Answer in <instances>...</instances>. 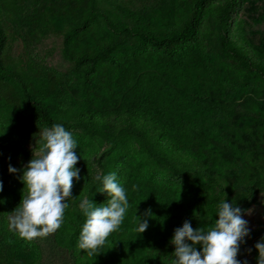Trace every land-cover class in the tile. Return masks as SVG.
<instances>
[{
    "label": "trees",
    "instance_id": "16d2710c",
    "mask_svg": "<svg viewBox=\"0 0 264 264\" xmlns=\"http://www.w3.org/2000/svg\"><path fill=\"white\" fill-rule=\"evenodd\" d=\"M57 1L71 27L64 55L74 64L81 100L65 107L63 78L11 56L12 37L25 26L26 36L35 35L37 13L29 11L34 0H0V157H31L12 143L29 118L65 128L76 120L92 135L109 138L117 130L134 136L141 156L117 163L115 151L102 163L101 176L116 172L127 190L130 207L120 229L98 249L82 250L86 218L68 208L55 241L72 250L77 264H171L170 239L185 220L193 228L210 227L225 195L243 209L264 192V32L249 35L246 23L235 19L243 0H156L142 8L119 2L117 18L99 0ZM87 149L78 141L82 179L74 181L69 206L84 194L97 205L108 199L87 174ZM150 160L175 175L191 174L192 185L158 179L144 167ZM3 186L0 264H35L29 244L9 228L8 215L23 192ZM136 209L152 213L144 217L149 227L143 233L136 231Z\"/></svg>",
    "mask_w": 264,
    "mask_h": 264
},
{
    "label": "clouds",
    "instance_id": "9594fccd",
    "mask_svg": "<svg viewBox=\"0 0 264 264\" xmlns=\"http://www.w3.org/2000/svg\"><path fill=\"white\" fill-rule=\"evenodd\" d=\"M39 132V153L34 152L22 169L11 164L8 167L9 173L22 172L20 180L25 185L21 202L9 217V228L28 240L45 237L62 227L69 198L75 199L74 181L82 179L81 169L76 167L81 156L75 151L78 141L73 132L62 123L45 126ZM97 180L96 191L107 193L108 199L100 205L92 199L79 202L86 218L78 239L82 250L103 246L110 234L120 229L130 207L127 190L116 172L98 176ZM3 188L0 181V192ZM137 211L136 231L143 233L149 227V220L144 217H151L152 213L149 209L138 215ZM215 211L218 219L210 227L193 228L185 220L174 230L170 239L175 246L171 264H248L247 260L237 258L241 244L250 235L249 222L243 218L244 210L236 202L229 203L225 195ZM254 247L258 251L257 264H264V236Z\"/></svg>",
    "mask_w": 264,
    "mask_h": 264
},
{
    "label": "rangeland",
    "instance_id": "374dc122",
    "mask_svg": "<svg viewBox=\"0 0 264 264\" xmlns=\"http://www.w3.org/2000/svg\"><path fill=\"white\" fill-rule=\"evenodd\" d=\"M156 0H99L98 5L112 18H117L119 12L115 5L119 2L131 3L133 7H149ZM37 13L33 28L35 35L28 37L25 30L19 36L12 37L10 54L13 58L27 59L30 63L37 67L45 68L53 73L54 76L63 78V85L60 86L61 96L65 107L70 108L77 105L80 100L81 87L78 84L77 76L74 73V64L68 61L64 55V40L71 27L68 21L62 16L65 7L57 0H34L29 11ZM235 19L238 22L246 23L244 26L251 35L252 33L264 32V0H243L241 7L235 13ZM1 94V88H0ZM28 127L24 135L12 141L14 144L25 146L30 152V158L17 156L13 158L0 157V180L13 189H19L24 193L25 185L20 180L22 172L15 174L9 173V164L22 169L27 165L28 161L33 158L34 152L39 153L40 129L45 127L34 118L27 119ZM73 132L77 141L83 142L84 147L90 151L87 155L89 169L87 174L97 179L103 172L102 163L115 157V151L118 157L114 162L122 163L125 156H141L140 144L138 139L127 133H120L119 130L111 138L101 135H92L82 126L77 124L76 120L71 121V126L66 128ZM119 135V136H118ZM85 152V150H82ZM129 158V157H128ZM144 167L158 179L163 181L178 182L185 187H190L194 177L189 174L187 176L175 175L169 171L162 163H156L153 160L145 162ZM144 169V168H143ZM145 170V169H144ZM25 189V193H26ZM83 199H89L84 194L79 201H73L68 209V214L79 215V202ZM197 211L199 206L193 205ZM243 218L246 219L250 228V235L246 237V243L241 244L238 259L247 260L248 264H257L256 257L258 251L255 244L264 236V192H258L249 201V204L243 208ZM199 213V212H197ZM12 214L8 215L9 217ZM55 233H51L45 237H38L33 240H24L29 244L27 251L35 264H77V256L72 250L62 248L55 241ZM1 241V237H0ZM251 249V251H249ZM35 256L32 257L31 255ZM37 257V258H36Z\"/></svg>",
    "mask_w": 264,
    "mask_h": 264
}]
</instances>
